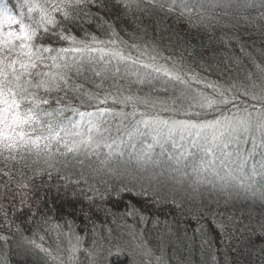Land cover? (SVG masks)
<instances>
[{
	"label": "trees",
	"instance_id": "1",
	"mask_svg": "<svg viewBox=\"0 0 264 264\" xmlns=\"http://www.w3.org/2000/svg\"><path fill=\"white\" fill-rule=\"evenodd\" d=\"M7 2L18 14L21 0ZM69 12L55 14L56 31L75 43L46 41L83 49L63 54L72 84L83 85L69 106L96 113L94 102L74 99L95 93L109 96L99 107L111 111L99 118L102 138L92 133L98 147L67 152L53 141L47 153L0 156V264H264L258 134L219 143L212 155L203 138L168 135L172 121L219 115L197 104L214 95L209 84L235 85L236 104L260 108L240 92L264 95V0H89ZM58 119L86 134L98 117Z\"/></svg>",
	"mask_w": 264,
	"mask_h": 264
},
{
	"label": "snow or ice",
	"instance_id": "2",
	"mask_svg": "<svg viewBox=\"0 0 264 264\" xmlns=\"http://www.w3.org/2000/svg\"><path fill=\"white\" fill-rule=\"evenodd\" d=\"M87 2L89 0H44V3H40L39 0H21L18 5H14L20 9L19 13L13 14L7 0H0V156L5 160H16L17 153L35 152L37 155L42 152L47 153L51 150L53 141L58 145L62 143L67 152H78L81 146L90 148L93 143L99 146L92 133L95 132L102 138V121L99 118L105 113H110L111 110L101 108L99 105L106 104L109 96L105 95L101 99L98 94L84 93L83 96L74 97L82 105L94 102L96 113L83 112L77 107L69 106L71 102L69 94L79 93L83 85L72 84L69 75L72 66L64 61L63 54L70 51L81 52L83 49L53 48L51 43H46L57 40L75 43V38L65 35L63 29L56 31L60 22L55 14L60 13L64 20H69L72 18L69 9L79 8ZM160 7L163 8L164 4ZM184 7L187 8V5ZM168 10L173 9L169 6ZM75 71L79 74V68ZM259 79L264 80V68L260 69ZM207 86L213 89L214 95L211 97L201 95L197 104L200 108L213 110L219 115L200 123L191 120L172 121L168 135L172 136L178 132L183 139L184 134L187 133L189 136H194L193 144L197 139L203 138L211 145L203 149L207 155H212L213 149L218 147L219 143H224L227 147V142L239 140L241 136H248L253 132L258 134L259 146L264 147V95H255L244 86V91L240 92V95L260 103L259 109L253 105V111L250 112L248 106L235 103L237 98L235 95L229 96V93L236 89L235 85L230 88L212 84ZM251 86L255 87V82ZM61 93L63 95H60ZM131 99V97L126 98L129 101ZM53 103L63 104L64 107L49 110ZM233 109L235 112L232 111ZM225 110L232 114L225 115ZM65 111L78 115L81 122L85 116L96 115L98 119L95 121L88 119L86 134L73 132L72 129L79 127L80 124L72 123V129L65 128L58 119ZM241 111L243 115H238ZM185 115L190 113L186 112ZM195 115L199 116L200 113ZM142 122L147 126L146 121ZM158 123L165 126L169 124L168 121H158ZM45 131L47 135H44ZM61 133L64 135L62 136ZM73 135L81 137L86 135L87 138L73 140L70 145L64 138ZM251 140L254 151L258 146L257 135H252ZM106 146L111 147V145ZM5 153L8 155L5 156ZM20 159H23V156ZM0 239L6 238L0 236Z\"/></svg>",
	"mask_w": 264,
	"mask_h": 264
}]
</instances>
